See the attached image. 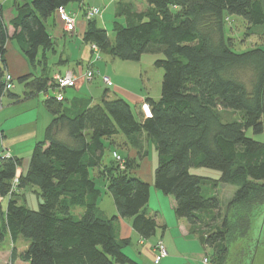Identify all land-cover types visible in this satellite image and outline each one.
Returning <instances> with one entry per match:
<instances>
[{"label":"trees","instance_id":"obj_1","mask_svg":"<svg viewBox=\"0 0 264 264\" xmlns=\"http://www.w3.org/2000/svg\"><path fill=\"white\" fill-rule=\"evenodd\" d=\"M124 1L115 9L113 40L97 27L98 15L87 17L95 7L84 0H15L8 22L0 2V108L5 95L17 98L10 93L14 78L6 63L9 41L30 67L42 71L15 78L24 84L25 98H32L34 91L55 93L42 102L48 123L32 149L27 171L17 174L22 160L0 154V243L6 235L13 246L19 237L28 241L21 253L12 249L7 264H139L124 253L129 240L117 237V219H130L132 230L145 240L156 235L157 213L148 215L150 185L132 176L137 165L118 155L116 137L133 139L131 144L138 147L144 134L156 155L153 187L174 199L175 217L185 220L191 231L209 226V217H220L215 191L219 184L239 188L236 199L246 211L238 214V230H246L253 207L262 203L254 192L247 193L264 185V143L247 137L246 131L264 133V50L235 52V40L224 28L231 16L242 18L250 29L263 26L264 0H142L141 11ZM69 5H76L86 22L81 40L90 50L84 71L94 73L91 79L96 76L92 65L101 55L131 62L155 56L153 65L163 76L159 99L144 100L148 117L137 118L128 101L108 97L105 85L97 103H66L64 92L71 88L58 89L55 75L44 74L47 53L55 46L47 23L61 22V9L76 22ZM107 151L109 162L102 167ZM138 155L141 160L148 152ZM193 168L216 171L219 177L192 174ZM14 179L17 190H39L42 203L36 211L18 204L17 193L8 196ZM95 179H102L112 196L111 217L98 211L101 192ZM229 227L225 215L222 228L200 236L202 244L218 248L231 236L234 228ZM221 251L226 252L223 247Z\"/></svg>","mask_w":264,"mask_h":264},{"label":"rangeland","instance_id":"obj_2","mask_svg":"<svg viewBox=\"0 0 264 264\" xmlns=\"http://www.w3.org/2000/svg\"><path fill=\"white\" fill-rule=\"evenodd\" d=\"M22 1L30 2L31 0ZM0 2L3 6V10L12 8V10L15 11V0H0ZM120 2L121 0H84L86 6L98 9V16L95 17L96 25L98 28L105 30L111 40H113L114 36L112 32V25L115 20L114 13ZM124 2H131V7L136 11L144 9L142 0H126ZM75 19L76 22L74 21V29L77 26L78 19H82L81 15L79 16L78 10L76 11ZM121 22L123 23L122 20ZM224 30L227 37L235 40V52L242 53L254 48L264 50V25L251 27L250 29L242 18L231 16L229 22L225 24ZM72 32L70 35L71 37L74 34ZM247 34H249L248 37L246 36ZM75 39L76 37L69 38L65 36V40L73 41ZM56 41L62 43L61 39H56ZM8 56L13 59L11 49L8 50ZM58 56L59 55L52 56L55 64L58 63ZM91 58L93 59V57ZM154 59L155 56L153 55H144L139 62H131L111 58L107 55H101L100 60L94 62L92 65V69L96 73L94 79H86L87 72L92 74V78L94 76V73L91 72L90 69L82 72V79L85 80L89 90V94L85 92V96H87L89 100H92V103H97L100 97V94L98 95L99 90L101 88L104 89V87L100 85L102 82V84L109 90L110 98H121L128 101L133 109L135 117L138 118L137 111L146 98L157 101L160 97L163 71L154 67ZM29 69L31 72L36 71L30 66ZM36 69H38V67ZM66 73L73 75V78L75 79V87L77 75L72 72ZM104 77L108 78L107 82H103ZM25 91L26 88L24 84L18 82L14 78L13 88L10 90V93L17 98L13 99L5 95L1 99L2 109H0V130L3 133L5 147L10 149L12 157L22 160L20 168L21 173L27 171L34 145L43 139V136L40 137L39 140L36 139L35 136L30 140H24L22 137L29 133L35 134L36 129L41 128V123L45 117V109L42 102L45 99V96L54 97L55 95L52 90H48L47 95H44V93L36 95L37 92L34 91V96L27 99L24 96ZM262 103L264 121V94ZM227 115L228 114H225L224 117ZM246 136L254 141L264 143V133L255 135L251 130H248L246 131ZM150 148H152L151 144H149V149ZM115 150L119 156H126V151L124 149L118 147L115 148ZM151 151H153V153H150L146 166L144 167L142 161H140V166L131 171L132 176L140 177L142 180L151 181L153 179V173L156 167V155L154 154V150ZM1 152L3 155L6 154V150ZM108 162L109 156L107 151L104 156V164H107ZM143 167L145 169L147 168L146 171ZM190 171L192 174L212 180H217L219 177L218 172L205 168H193ZM95 181L97 188L101 192V195L97 200L98 211L100 210L104 215L111 217L112 211H114L112 196L107 190H105L104 185H106V183H104L102 179H95ZM259 185L260 186L257 185L259 191H256V188V190L251 189L252 191L247 193L248 196L250 193L254 192L262 203L261 205L258 204L257 208L253 207V217H248L245 222L248 226L244 223L246 230H238L240 228L239 226L234 228V225L239 224L237 223L239 212L246 209H244L243 205L240 206L241 204L238 203L236 199V192L239 188L219 184L215 191L221 204L220 217H209L207 220L205 219V223L207 224V222H209V226H200L198 231H190L187 241L186 239L181 240L179 237H175L173 240V237L178 234V229L173 222L175 215L170 207V202L173 201V198L161 194L152 186L150 190L151 199L148 204V210L151 214H159L162 222H166L164 225L166 224V228L168 229L166 230L163 239H160V232L158 231L154 237L143 240V243L147 245L155 242L156 239H159L157 243L161 242L164 247L166 246L165 249L168 253V257L166 260L161 261L160 264H264V190H260L261 188L264 189V185ZM16 193L18 204L24 206L28 210L36 211L38 205L42 203L39 190L34 186H27L22 190H16ZM12 196L13 195L10 197ZM243 196H245V194ZM5 207L6 201L2 203L3 210H5ZM225 215L228 218L229 226L234 228L231 236H228L218 248L205 247L201 242L202 238L200 239V236L204 237L206 234L222 228V221ZM26 245H28V241L19 237L18 241L13 246L9 236L6 235L3 242L0 243V264H7L9 262L12 249H16L17 253H21ZM139 245L137 238H134L131 240L130 245L125 251L133 253V251L140 248ZM222 247L226 250L224 254H222L223 251H221ZM189 254L191 256L187 259L186 256H189ZM142 258L143 264H152L150 259H146L144 256H142ZM222 259H224L225 262L223 261L221 263ZM16 263L19 264L20 262L17 261Z\"/></svg>","mask_w":264,"mask_h":264},{"label":"crops","instance_id":"obj_3","mask_svg":"<svg viewBox=\"0 0 264 264\" xmlns=\"http://www.w3.org/2000/svg\"><path fill=\"white\" fill-rule=\"evenodd\" d=\"M77 6L72 5L71 7L67 8V11L69 13H76V11L78 10V7L76 9ZM14 11L11 9L8 10H3V16L5 18V22H8L9 19L14 16ZM81 15V13L79 12V16ZM82 17V15H81ZM83 20V21H82ZM47 28H48V32L49 34L54 38L55 40V46H54V50L51 52L47 53V68L46 71L44 72V74H46V76L48 77H53L56 74H65L66 72H72L73 74L77 75V81H76V86L74 88L71 89H67L65 90V99H66V103L72 101L73 99H89L87 98V96H85V92H87L89 94V90H88V86L86 83H84L83 79H82V72L84 71V67L87 64V62L89 61L90 58V50L88 48V46L86 44H84L81 40L82 34L85 31L86 28V22L84 21V19L82 18L81 20L78 19L77 21V26H76V32L74 34V36L69 37L67 35L63 34V27H62V23L59 22L58 20H55L54 23H47ZM8 32L9 34H11V29L8 27ZM65 36L69 37V38H75V40L70 41V40H65ZM79 37V39H78ZM56 39H61L62 43L60 41H56ZM61 44V45H60ZM6 63L8 66V71L11 73L13 78H17L19 76L25 75L30 71L29 69V65L27 64V62L25 61V59L19 54V52L17 51L16 47L13 45V43L11 41H9L6 45ZM11 49L12 53H13V59L12 57L8 56V50ZM58 56V63H54L53 62V57L52 56ZM53 63V64H50ZM58 66V67H55ZM36 70V71H35ZM34 73L36 75H40L42 74L41 68L38 67V69H34ZM50 74V75H49ZM101 82V80H100ZM100 85H102V87H104V85L102 84V82L100 83ZM112 86L114 87V85L112 84ZM112 87V88H113ZM111 88V89H112ZM105 89V87H104ZM104 89H100L98 95L100 94V97L102 95V90ZM108 97L109 96V90H108ZM46 97V96H45ZM99 97V98H100ZM91 98V97H90ZM92 103V100H91ZM2 109V108H0ZM139 115H144L145 117H148L149 113H148V107L146 105H143L139 108V110L137 111ZM1 113V110H0ZM48 123V118L45 114L44 120L41 123V128L36 129V133H29L24 135L22 138L24 140L27 139H31L35 136L36 139L39 140L40 137L43 136L44 134V129L46 127ZM132 144H135L134 140H131ZM131 142L129 141H124V138L122 137H116L115 138V148H121L124 149L126 151V156L128 158H131L132 160H134L135 164L137 165L135 168L139 167V163L140 161H142L144 167L146 166V163L148 162L150 153H153V151H151L152 149H149V145L145 139L144 134L141 135V142H142V146H136L133 147V145L131 144ZM6 150V154H8L9 156L11 155V151L9 148L5 147V141H4V137H3V133L0 130V154H2L1 151ZM148 152V156L146 158L143 159H139V152L142 153L144 151ZM5 154V155H6ZM105 166V164L102 165V167ZM143 167V168H144ZM134 168V169H135ZM147 169V168H146ZM146 169L144 168V170L146 171ZM17 174H23L21 173L20 169L17 171ZM140 178V177H139ZM142 180V178H140ZM145 182H147L150 185V190L151 187L153 186V179L150 180H143ZM157 192V191H156ZM157 194V193H155ZM151 199V193L149 194V202ZM148 202V204H149ZM170 202V201H169ZM170 207L172 209V211L174 212V207H175V202L174 199L173 201L170 202ZM99 212H101L99 210ZM147 212L148 215H152L151 212H149L148 210V205H147ZM102 213V212H101ZM103 214V213H102ZM104 215V214H103ZM112 215H115V209L114 211H112ZM175 215V214H174ZM173 215V216H174ZM106 216V215H104ZM108 217V216H106ZM174 224L176 225V228L178 229V234H176L173 237V240L175 239V237H179V239H186V241L189 238V232L190 230V226L188 225V223L183 220V219H178L174 216ZM131 220L130 219H121L118 218L116 225H117V237L119 239H128L129 240V245L132 239L137 238L138 244L139 245V249H136V251L132 252H126L125 250L127 249V246L124 249V253L131 259H133L134 261L138 262L139 264H143L142 262V256H144V258H148L151 260L152 264H154V258H155V252L153 249V246L157 243V241L159 239H156L155 242H152L151 244H147L145 245L143 243V240L140 239V237L132 230L131 228ZM164 223L166 222H162V220L160 219V215L157 214V232H160V239H163L164 234L166 232V230L168 228H166V224L164 225ZM156 232V233H157ZM145 245V246H144ZM166 247V246H165ZM141 250V251H139ZM191 255L189 254V256H186V258L188 259ZM167 257H168V253H167ZM167 257H165L163 260H166ZM160 261V262H161ZM159 262V264H160Z\"/></svg>","mask_w":264,"mask_h":264},{"label":"built area","instance_id":"obj_4","mask_svg":"<svg viewBox=\"0 0 264 264\" xmlns=\"http://www.w3.org/2000/svg\"><path fill=\"white\" fill-rule=\"evenodd\" d=\"M99 11L97 8H92L88 13H87V17H91L93 15H98ZM59 18L61 20V22L63 23L64 26V30L68 33H71L74 29V19L69 17L68 15L65 14V12L61 9L59 11ZM93 48V47H92ZM92 78V74L90 72L86 73V79L90 80ZM8 80V78H7ZM108 78L104 77L103 78V82H107ZM54 81L56 83V86L58 89H64V88H72L74 86L75 83V79L73 78V75L69 74V73H65L62 76H54ZM57 99L59 101L62 100L61 96H58ZM6 157H9L8 154L5 155ZM116 160H119L118 156H115ZM17 184L18 181L17 179L13 180V183L11 184V188L8 191V196L10 197L11 195H13L14 193H16L17 190ZM154 251H155V258H154V263L158 264L163 258H165L167 256V252L166 249L164 247V245L159 242L156 243L154 245ZM205 261V260H204Z\"/></svg>","mask_w":264,"mask_h":264}]
</instances>
